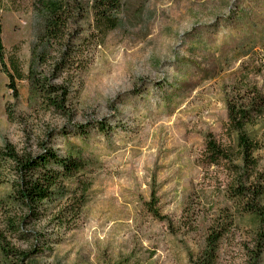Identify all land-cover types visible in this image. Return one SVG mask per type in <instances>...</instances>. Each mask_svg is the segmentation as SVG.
I'll return each instance as SVG.
<instances>
[{
  "label": "rangeland",
  "instance_id": "obj_1",
  "mask_svg": "<svg viewBox=\"0 0 264 264\" xmlns=\"http://www.w3.org/2000/svg\"><path fill=\"white\" fill-rule=\"evenodd\" d=\"M34 1L2 0L5 62L13 72L17 61L24 75L42 27ZM122 20L100 43H81L76 74L53 79L67 89L62 110L30 100L26 78L15 80V95L0 64V149L81 152V177L91 182L72 228L32 222L35 236L14 244L30 250L43 235L33 264H194L209 228L229 225L215 264H264V249L258 263L251 257L264 242L261 222L230 197L228 162L206 155L208 133L237 150L232 85L264 92V0H125ZM92 22L90 12L78 24V42ZM257 155L264 171V147ZM11 178L0 168V197ZM153 192L168 219L152 213Z\"/></svg>",
  "mask_w": 264,
  "mask_h": 264
},
{
  "label": "trees",
  "instance_id": "obj_2",
  "mask_svg": "<svg viewBox=\"0 0 264 264\" xmlns=\"http://www.w3.org/2000/svg\"><path fill=\"white\" fill-rule=\"evenodd\" d=\"M125 0H35L34 8L42 27L35 36L31 48L29 70L23 74L20 65L12 59L13 72L5 62L2 41V0H0V64L8 69L9 87L18 95L15 80L27 79L30 100L40 99L48 108H65L67 89L54 84L60 79L77 73L81 67V43L94 40L100 43L108 32L122 25ZM92 13L93 22L86 35L78 42V24ZM47 67V69H46ZM208 75V73H207ZM67 78V77H66ZM190 84H186L189 87ZM228 129L235 133L236 151L225 146L213 134H207L206 155L210 164L228 162L234 182L230 186V197L243 205L245 211L261 222L260 231L264 240V171L259 167L257 152L264 147V92L255 83H234L227 96ZM82 127V126H81ZM106 129V126H101ZM263 128V131L261 130ZM83 133V130H82ZM86 159L70 153L60 154L55 148L45 145L40 152L19 150L11 142L0 149V168L11 172L8 180L11 190L0 197V264H33L31 259L40 251L43 235L37 234L36 244L30 250L14 244V239L30 241L35 234L27 226L32 222L51 219L58 228H72L80 218L87 203L91 182L82 179L87 167ZM156 194L148 202L152 213L168 219L155 208ZM234 217L230 223L233 224ZM231 226L210 227L205 247L194 264H215L220 241ZM264 249L259 241L251 257L258 263Z\"/></svg>",
  "mask_w": 264,
  "mask_h": 264
}]
</instances>
